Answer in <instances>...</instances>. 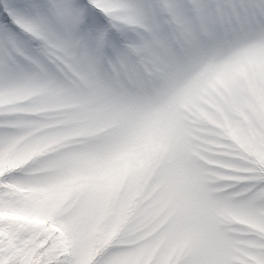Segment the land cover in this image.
Returning a JSON list of instances; mask_svg holds the SVG:
<instances>
[{
    "label": "rangeland",
    "instance_id": "obj_1",
    "mask_svg": "<svg viewBox=\"0 0 264 264\" xmlns=\"http://www.w3.org/2000/svg\"><path fill=\"white\" fill-rule=\"evenodd\" d=\"M5 167L0 264H264V0H0Z\"/></svg>",
    "mask_w": 264,
    "mask_h": 264
},
{
    "label": "trees",
    "instance_id": "obj_2",
    "mask_svg": "<svg viewBox=\"0 0 264 264\" xmlns=\"http://www.w3.org/2000/svg\"><path fill=\"white\" fill-rule=\"evenodd\" d=\"M103 13V12H102ZM118 35V34H117ZM256 163V162H255ZM258 166H259V164L258 163H256ZM8 171H10L11 172V170H9V168L8 167H5L4 168V170L1 172V177H0V180L1 181H3L4 182V184H5V182H6V179H7V176L10 174ZM260 171H262L261 170V168L259 167V172ZM260 173H263V172H260ZM264 175V174H263ZM6 185V184H5ZM2 187H4V185H1ZM63 233V232H62ZM60 237V239H61V242L63 243V244H66V242L63 240V238L61 237V236H59ZM51 239V238H50Z\"/></svg>",
    "mask_w": 264,
    "mask_h": 264
}]
</instances>
